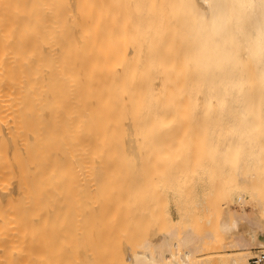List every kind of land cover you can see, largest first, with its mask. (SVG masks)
<instances>
[{
	"label": "bare ground",
	"instance_id": "bare-ground-1",
	"mask_svg": "<svg viewBox=\"0 0 264 264\" xmlns=\"http://www.w3.org/2000/svg\"><path fill=\"white\" fill-rule=\"evenodd\" d=\"M186 123L208 127L210 159L238 194L220 221L230 264H253L264 254V0H0V264H79L78 208L140 187L142 137ZM174 230L157 256L199 240ZM176 256L163 262H192Z\"/></svg>",
	"mask_w": 264,
	"mask_h": 264
},
{
	"label": "rangeland",
	"instance_id": "rangeland-1",
	"mask_svg": "<svg viewBox=\"0 0 264 264\" xmlns=\"http://www.w3.org/2000/svg\"><path fill=\"white\" fill-rule=\"evenodd\" d=\"M207 130L203 123H186L166 129L160 136L142 137L141 146L146 150L142 185L116 191L107 206L86 204L73 216L83 235L84 253L79 264H142L136 257L141 251L150 253L151 264L171 262L179 253L185 257L187 251H191V264H230L228 251L232 248L224 245L228 239L220 221L224 209L238 194L224 184L221 178L226 172L217 169L210 159ZM248 200L247 209L251 211L254 202L249 195ZM164 228L175 229L179 237L183 230L192 228L199 240L186 246L179 245L175 238L173 242L178 245L172 246L174 253H169L173 257L157 256V240ZM146 241L149 243L144 244ZM258 250L255 248L254 253ZM129 255H133L131 261ZM145 262L150 264L148 259Z\"/></svg>",
	"mask_w": 264,
	"mask_h": 264
},
{
	"label": "built area",
	"instance_id": "built-area-1",
	"mask_svg": "<svg viewBox=\"0 0 264 264\" xmlns=\"http://www.w3.org/2000/svg\"><path fill=\"white\" fill-rule=\"evenodd\" d=\"M253 264H264V254L260 256H255L252 258Z\"/></svg>",
	"mask_w": 264,
	"mask_h": 264
}]
</instances>
